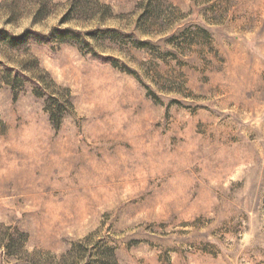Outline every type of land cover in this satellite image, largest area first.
I'll list each match as a JSON object with an SVG mask.
<instances>
[{
    "label": "rangeland",
    "instance_id": "374dc122",
    "mask_svg": "<svg viewBox=\"0 0 264 264\" xmlns=\"http://www.w3.org/2000/svg\"><path fill=\"white\" fill-rule=\"evenodd\" d=\"M111 261L264 264V0H0V264Z\"/></svg>",
    "mask_w": 264,
    "mask_h": 264
},
{
    "label": "trees",
    "instance_id": "16d2710c",
    "mask_svg": "<svg viewBox=\"0 0 264 264\" xmlns=\"http://www.w3.org/2000/svg\"><path fill=\"white\" fill-rule=\"evenodd\" d=\"M10 76L12 74V71L9 70V73H8ZM109 264H116L115 262L111 261Z\"/></svg>",
    "mask_w": 264,
    "mask_h": 264
}]
</instances>
